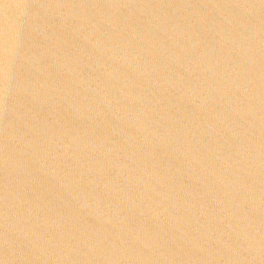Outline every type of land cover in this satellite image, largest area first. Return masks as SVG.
I'll use <instances>...</instances> for the list:
<instances>
[{
    "label": "water",
    "instance_id": "water-1",
    "mask_svg": "<svg viewBox=\"0 0 264 264\" xmlns=\"http://www.w3.org/2000/svg\"><path fill=\"white\" fill-rule=\"evenodd\" d=\"M0 264H264V0H0Z\"/></svg>",
    "mask_w": 264,
    "mask_h": 264
}]
</instances>
